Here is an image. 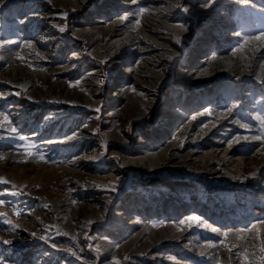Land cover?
<instances>
[{
	"label": "rangeland",
	"instance_id": "374dc122",
	"mask_svg": "<svg viewBox=\"0 0 264 264\" xmlns=\"http://www.w3.org/2000/svg\"><path fill=\"white\" fill-rule=\"evenodd\" d=\"M262 34L264 0H0V264H264Z\"/></svg>",
	"mask_w": 264,
	"mask_h": 264
},
{
	"label": "bare ground",
	"instance_id": "6f19581e",
	"mask_svg": "<svg viewBox=\"0 0 264 264\" xmlns=\"http://www.w3.org/2000/svg\"><path fill=\"white\" fill-rule=\"evenodd\" d=\"M130 61V60H129ZM201 61V60H200ZM202 62V61H201ZM126 63V62H125ZM204 63V62H203ZM158 77V76H157ZM127 110H128V105H125L122 109H121V111H120V114H117L116 116L119 118V120H126L127 118H128V112H127ZM115 116V113H112L111 115H110V117L112 118V117H114ZM75 140L73 139V140H71V142H74ZM88 210H86V209H82V208H79V209H76V211H74L75 212V215L77 216V218L78 219H82V216H81V214H83V213H85V212H87ZM91 210H89V212H90ZM75 218V217H74ZM74 218H72L73 220H74ZM77 218H76V220H77ZM71 224H69L68 226L71 228V229H73V224H72V222H70ZM69 229V228H68ZM155 237H157V234L156 235H154ZM137 238V237H136ZM135 238V239H136ZM158 238V237H157ZM122 248L123 247H120L119 249H117L114 253H116V254H112V257H113V259H114V256H117V253H119V252H121V250H122ZM117 259V258H116Z\"/></svg>",
	"mask_w": 264,
	"mask_h": 264
},
{
	"label": "snow or ice",
	"instance_id": "6c2138e0",
	"mask_svg": "<svg viewBox=\"0 0 264 264\" xmlns=\"http://www.w3.org/2000/svg\"><path fill=\"white\" fill-rule=\"evenodd\" d=\"M188 9H184V11H187ZM145 11V9H140V13L142 14ZM60 31H64V28H61ZM259 39H264V34H262ZM2 115V114H0ZM13 132H15V129H12ZM21 139H24V137H21ZM32 145H29V148H31ZM3 182V181H0ZM181 223H189V224H194V223H200V219L197 216H190L187 221H182ZM212 231H217L216 229H212Z\"/></svg>",
	"mask_w": 264,
	"mask_h": 264
}]
</instances>
